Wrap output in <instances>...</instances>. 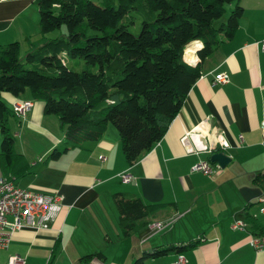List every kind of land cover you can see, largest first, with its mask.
Here are the masks:
<instances>
[{
    "label": "crops",
    "instance_id": "crops-1",
    "mask_svg": "<svg viewBox=\"0 0 264 264\" xmlns=\"http://www.w3.org/2000/svg\"><path fill=\"white\" fill-rule=\"evenodd\" d=\"M33 1L0 0V45L17 43L20 57L42 39ZM238 2L236 32L202 60L199 78L163 138L129 167L111 125L89 150L69 149L50 158L51 150L64 142L57 116L44 114L43 102L32 100L28 90L18 97L2 95L10 112L16 103L32 105L23 118L14 114L7 120L13 155L0 154V179L34 192L57 193L63 207L48 229L10 234L7 247L0 250V264L17 255L24 264H81L86 255L91 256L86 264H131L158 246L187 241L196 242L182 253L187 264H264V241L257 250L249 230L231 229L247 212L264 227L261 191L252 182L264 172L259 128L264 123V53L256 46L264 39V0ZM234 7L228 4L226 13ZM45 36L53 37L50 32ZM200 45L191 41L186 47L196 60L194 50ZM217 73L225 74L228 83L213 86ZM185 135L193 137L182 142ZM219 142L229 147L222 149ZM217 148L230 158L226 166L210 162V175L191 171ZM121 173L131 175L128 183L120 180ZM117 192L145 204H171L173 210H160L153 221L171 219L170 225L157 233L146 226L125 236L112 200ZM175 254L145 263L171 264Z\"/></svg>",
    "mask_w": 264,
    "mask_h": 264
},
{
    "label": "trees",
    "instance_id": "trees-1",
    "mask_svg": "<svg viewBox=\"0 0 264 264\" xmlns=\"http://www.w3.org/2000/svg\"><path fill=\"white\" fill-rule=\"evenodd\" d=\"M238 1L34 0L42 39L22 57L17 43L0 45V154L13 155L7 120L15 116L2 95L18 97L29 89L31 99L42 101L43 113L56 115L62 128L64 142L51 150L50 158L69 149L89 150L111 125L127 166L138 163L165 135L199 78L202 60L236 32L241 17ZM230 3L235 7L215 27L213 22L223 17ZM62 26L65 32L60 36L46 38ZM191 41L203 44L195 52L197 60L186 48ZM77 59L93 70L73 71L70 67ZM219 151L210 150L207 161L211 162L210 153ZM252 182L264 191V172ZM112 200L117 226L125 236L157 220L160 210H173L171 204H145L122 192L113 194ZM242 221L254 238L264 239V227L248 212ZM195 244L158 246L131 264H147V259L171 252L182 254ZM90 257L79 261L86 264Z\"/></svg>",
    "mask_w": 264,
    "mask_h": 264
},
{
    "label": "built area",
    "instance_id": "built-area-1",
    "mask_svg": "<svg viewBox=\"0 0 264 264\" xmlns=\"http://www.w3.org/2000/svg\"><path fill=\"white\" fill-rule=\"evenodd\" d=\"M260 53H264V39L256 42ZM212 85L227 84L228 79L225 74L217 73L212 79ZM30 101H24L23 103H16L12 105V112L19 118H23L26 111L31 107ZM261 130L260 143L264 149V123H259ZM193 136H183L182 142H186L187 139L191 140ZM219 147L224 149V142H219ZM194 147L189 149L193 151ZM217 168V167H216ZM191 171H200L205 175L214 173L209 161L198 162L194 164ZM120 180L126 184L130 181L131 175L120 174ZM261 196L258 200L259 212L264 213V191L260 192ZM62 198L57 193L47 194L46 192H34L31 190L22 189L17 185H13L12 181L1 178L0 179V250H3L8 245V238L10 234L15 233L19 229H35V231H42L48 229L50 224L57 217V213L62 206ZM171 219L165 221L151 222L147 224L149 231L157 233L161 229H165L170 225ZM245 223L240 220H234L231 229L235 230L245 229ZM264 239H257L251 237L250 244L255 246L257 250H260L263 246ZM6 264H24L23 257L12 256L6 261ZM171 264H187L182 254H175L174 260Z\"/></svg>",
    "mask_w": 264,
    "mask_h": 264
},
{
    "label": "rangeland",
    "instance_id": "rangeland-1",
    "mask_svg": "<svg viewBox=\"0 0 264 264\" xmlns=\"http://www.w3.org/2000/svg\"><path fill=\"white\" fill-rule=\"evenodd\" d=\"M226 11V10H225ZM228 12L227 13H225L224 15H223V17L222 18H220V19H217L216 21H214L213 22V24H214V26L216 27V26H218L219 25V23L221 24V22L222 23H224L225 21H226V19H227V17H228ZM137 28H138V24H136V26L133 28V32H136L137 31ZM63 32H65V29H64V27L62 26L60 29H59V31H51L50 33L53 35V37L54 38H56V37H58V36H60L59 34H61V33H63ZM69 62H73V61H71V60H68ZM77 63H75L74 65H71V67L70 68H72V70L74 71V70H76V71H81L83 68L84 69H91V70H93V68L92 67H90V66H84V63L81 61V60H79V59H77V60H75ZM69 66V65H68ZM26 90H28L29 91V89H26Z\"/></svg>",
    "mask_w": 264,
    "mask_h": 264
},
{
    "label": "water",
    "instance_id": "water-1",
    "mask_svg": "<svg viewBox=\"0 0 264 264\" xmlns=\"http://www.w3.org/2000/svg\"><path fill=\"white\" fill-rule=\"evenodd\" d=\"M196 51L197 50L195 49L194 52H196ZM209 159L218 168L224 167L230 162V158L227 157L224 153H222L220 151L217 153H210Z\"/></svg>",
    "mask_w": 264,
    "mask_h": 264
},
{
    "label": "clouds",
    "instance_id": "clouds-1",
    "mask_svg": "<svg viewBox=\"0 0 264 264\" xmlns=\"http://www.w3.org/2000/svg\"><path fill=\"white\" fill-rule=\"evenodd\" d=\"M201 48H203V44L200 45ZM225 148L229 147V145L225 142V144L223 145Z\"/></svg>",
    "mask_w": 264,
    "mask_h": 264
}]
</instances>
